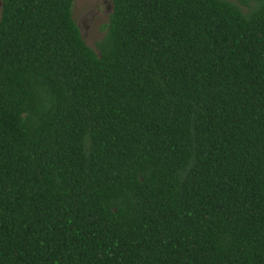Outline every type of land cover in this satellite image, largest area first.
I'll return each mask as SVG.
<instances>
[{"label": "trees", "instance_id": "16d2710c", "mask_svg": "<svg viewBox=\"0 0 264 264\" xmlns=\"http://www.w3.org/2000/svg\"><path fill=\"white\" fill-rule=\"evenodd\" d=\"M0 0V264H264V0ZM243 6L244 9L241 8Z\"/></svg>", "mask_w": 264, "mask_h": 264}, {"label": "rangeland", "instance_id": "374dc122", "mask_svg": "<svg viewBox=\"0 0 264 264\" xmlns=\"http://www.w3.org/2000/svg\"><path fill=\"white\" fill-rule=\"evenodd\" d=\"M110 6V0H72L71 16L80 36L93 49L95 41L103 35L102 25L107 22ZM241 8L244 9L243 6Z\"/></svg>", "mask_w": 264, "mask_h": 264}]
</instances>
